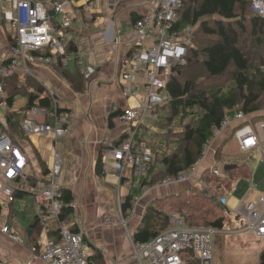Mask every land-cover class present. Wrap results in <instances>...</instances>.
<instances>
[{
    "label": "crops",
    "instance_id": "crops-1",
    "mask_svg": "<svg viewBox=\"0 0 264 264\" xmlns=\"http://www.w3.org/2000/svg\"><path fill=\"white\" fill-rule=\"evenodd\" d=\"M37 1L50 9V22L57 30L60 19L51 10L53 1ZM71 1L74 20L71 28L65 32L62 45L65 49L71 46L74 50L70 51L72 57L66 56L65 62L62 60L60 65L71 77L78 76V73L82 75L83 89L81 91L73 89L76 84L60 74L54 65L56 59H52L49 63L29 61L27 71L16 74L15 78L10 80L9 86L3 88L7 98V95L14 90L12 86L16 78L20 81L17 87L21 86V82L28 84V80L31 84L41 86L44 94L53 100L55 108L66 111L65 113L70 117L66 134L54 138L51 134L25 136L23 131L22 133L18 131L17 134H13L11 141L27 160L23 180L31 175L36 181L42 180L48 184L47 175L53 154L56 152L60 157L62 175L58 183L62 190L71 192V201L75 203L71 217L77 220L74 230L83 233L85 250L88 259L91 258V263H97L92 259L97 251L102 255L105 263L139 264L133 258L131 242L132 233L140 222L144 207L155 199L177 194L193 185L192 181L188 180L165 187H154L148 193L142 194L138 187L118 186V179L113 169L99 156L102 141L118 143L124 131L123 125L115 119L111 122L112 127H109V115L136 108L143 101L145 92L142 83L143 74H136L135 79L131 80L133 95L127 97L121 90L126 82L122 81L120 76L130 58L127 59L128 53L137 51V46L134 45V22L141 17H152L155 4L142 0H90L93 6L87 9L82 3L76 2L77 0ZM6 11H11L10 0H0L1 60L10 57L14 36L8 21L3 18V13ZM150 45L152 42L147 40L145 46ZM69 61L70 65L66 63ZM81 68L87 71L91 69V72H87V77L81 73ZM31 91L32 88L28 87V92ZM25 103V97L18 94L14 98L12 109L19 113L25 107ZM161 107L162 105L146 115L139 129V136L150 142L151 147L145 142L150 148L163 146L166 128L162 122L165 111ZM7 110L8 107L0 110L1 129L6 126L4 115ZM48 113L53 114L55 111ZM41 119L49 124L54 123L52 117L48 115ZM238 124L234 121L215 138L211 150L203 158L202 166L200 165L203 172L219 165L220 160H215L219 150H221V158L229 162L228 166L245 165L243 158L248 155L241 154L238 141L233 135ZM233 138L236 141L237 150L232 151L234 155L224 157L222 148ZM98 157L105 167V175L102 177L94 173ZM44 169L47 170L45 176ZM248 174L245 179L250 177V172ZM30 185L28 182L20 185L18 181L16 190L22 191L23 195L20 198H14V202L7 209L0 210V229L1 223L5 221L9 230L18 235L22 241L21 244L14 243L0 231V264H44L40 260L39 246L42 228L35 218L37 215ZM230 193L226 196L227 212L231 209L228 203ZM128 196H131L130 204L136 203V211L135 215L124 224L121 220V205ZM230 220H225L224 224L227 227L231 225ZM50 222L52 236L55 225L52 221ZM246 234L251 239L257 240L252 234ZM218 242L219 239L215 244ZM263 248L264 245L258 248V255ZM30 249H32L31 252Z\"/></svg>",
    "mask_w": 264,
    "mask_h": 264
},
{
    "label": "built area",
    "instance_id": "built-area-1",
    "mask_svg": "<svg viewBox=\"0 0 264 264\" xmlns=\"http://www.w3.org/2000/svg\"><path fill=\"white\" fill-rule=\"evenodd\" d=\"M52 1L51 10L60 19L57 30L50 22V9L37 0H10L11 11L3 13V18L8 21L14 36L10 57L4 60L0 59V110L8 107L2 81L27 71L29 61L49 63L52 59L62 57L65 53L62 39L74 20L73 2L71 0ZM142 1L153 2L155 4L154 13L152 17H141L134 22V45L137 46V51L132 53L124 65L120 78L126 82L121 90L127 97L133 95L131 80L135 79L136 74H143L144 98L138 107L127 109L120 116L114 118L123 125L124 131L117 144L102 141L99 153L102 161L108 163L113 169L114 175L118 179V186L127 188L135 186L140 189L142 194H146L154 187H165L188 180H191L193 184L198 163L211 150L213 141L220 132L234 121L239 123L233 131V135L238 141L241 154L249 155L248 160H252L253 155L257 154L260 157L259 161L264 165V120L254 122L250 114L247 115L238 110L232 118H225L220 127L212 131V137L203 147L196 165L176 176L161 179L152 187L139 186V181L147 177L153 159L151 148L143 140H137L139 129L146 115L168 101L166 82L173 75L174 70L185 63L189 35L194 30L191 27H186L180 32L172 30L178 21L181 0ZM76 2L82 3L87 9L93 6L89 0H77ZM251 9L256 16L264 18V0H252ZM147 40H150L152 45L145 46ZM45 48H49L51 57L42 58L31 55V52ZM80 71L87 77V72H91V69L87 71V69L81 68ZM47 115L52 117L54 123L49 124L41 119ZM69 120L70 117L66 113L49 114L44 109L35 107L26 113L21 128L25 136L51 134L54 138H59L66 134ZM228 164L227 160L221 158L219 161V165L222 166L221 170H217L215 167L208 168V170L211 175L220 178L227 173L224 168ZM26 166V158L13 145L9 137L2 132L0 124L1 210L2 208L7 209L14 202L17 181L20 185L24 184L22 176ZM60 171L61 159L55 152L47 175L48 184L38 180L30 189L37 222L42 228L39 241L40 260L44 264H93L88 260L83 233L74 230L77 225L76 218H60L64 206L61 198L62 189L58 183ZM194 186L206 189V184L201 183L200 180L198 185ZM226 203V197L219 199L221 206H226ZM69 206L74 209V201H71ZM135 211L136 203L134 202L131 203L127 212L121 215L122 222L125 224V221L131 219L135 215ZM169 216L171 226L168 230L144 244L131 242L133 258L139 264L143 262L148 264H185L183 255L188 251L194 254L198 264H214L213 251L217 235H236L246 232L258 240H264V195L253 200H247L245 197L238 200L225 216V220L226 217L231 219V225L227 227L224 224L221 230L188 227L178 215L170 214ZM50 221L55 225L52 236L49 227ZM0 231L14 243H22L20 237L9 230L5 221L1 223ZM31 251L32 249H30Z\"/></svg>",
    "mask_w": 264,
    "mask_h": 264
},
{
    "label": "trees",
    "instance_id": "trees-1",
    "mask_svg": "<svg viewBox=\"0 0 264 264\" xmlns=\"http://www.w3.org/2000/svg\"><path fill=\"white\" fill-rule=\"evenodd\" d=\"M181 3L178 21L172 30L180 32L186 27L193 28L192 45L187 48L185 63L178 66L166 82L168 101L161 107L165 111L162 122L166 128L163 146L151 148L153 159L147 177L139 181V186L152 187L161 179L176 176L196 165L203 147L212 137V131L219 128L225 118H232L238 110L247 115L254 114L264 99V18L254 13L246 15L249 0H181ZM73 50L71 46L68 49L64 47V55L58 57L54 65L63 77L73 80L76 84L73 89L81 91L84 85L82 75L78 73V76L71 77L60 65ZM132 53H128L127 59ZM31 55L51 57L49 48L31 52ZM13 78L2 81L3 88H7ZM220 78H227L229 86H210L205 82ZM27 83L21 82V86L17 87L20 81L16 78L12 86L16 91H11L6 98V126L1 130L10 140L18 131L22 133V121L32 108L39 107L57 114L66 112L55 108L53 100L44 94L41 86ZM28 87L32 88L31 92H28ZM18 94L25 97L26 103L16 113L12 106ZM121 114L116 112L109 115V127H112V120ZM190 116H195V119L184 124V120ZM175 120L177 125H174ZM137 140H144L148 145L150 143L142 136H138ZM221 157L219 150L215 160ZM94 173L98 177L105 175V167L99 157ZM248 173L247 167L242 164H234L220 178L205 170L199 178L201 183L206 184L205 190L191 186L177 194L151 201L143 209L140 222L132 233V242L144 244L168 230L171 226L170 214L178 215L188 227L221 230L227 209L219 204V199L224 197L223 193L231 192L234 177L247 178ZM46 174L47 170L44 169L43 175ZM24 182L31 184L32 188L36 180L28 175ZM61 192L64 206L60 218L63 219L73 214L69 206L72 195L66 189ZM22 195V191L15 190L14 198ZM130 201L131 196L126 197L121 205L122 214L131 207ZM220 236L217 235L215 242ZM183 256L185 264H198L191 251ZM92 259L96 260V264H105L100 252L96 251ZM88 260L90 262L91 258ZM258 264H264V248L259 252Z\"/></svg>",
    "mask_w": 264,
    "mask_h": 264
},
{
    "label": "rangeland",
    "instance_id": "rangeland-1",
    "mask_svg": "<svg viewBox=\"0 0 264 264\" xmlns=\"http://www.w3.org/2000/svg\"><path fill=\"white\" fill-rule=\"evenodd\" d=\"M252 9H251V0H249V5L247 7V13L246 15L251 16L252 15ZM193 33V32H192ZM191 33V34H192ZM189 35L188 40V46L190 47L192 45V35ZM68 65L71 64V62H66ZM31 82V81H27ZM205 82H208L210 86H221V87H227L229 86V82L227 78H220L217 80L209 81L205 80ZM144 83V79L143 82ZM260 109L255 112L254 114H250L253 117V121L255 119H264V99L260 101ZM162 116V115H161ZM195 119V116H190L184 120V124L189 123ZM255 122H257L255 120ZM177 120L174 121V125H177ZM237 150L236 141L233 138L230 143H228L226 146L222 148V152L224 157H230L234 154H232V151ZM237 154V152L235 153ZM249 155L244 157V164L248 169V172H250V179L245 178H237L234 177V184H233V190L230 193L229 197V207L233 208L235 206V202L246 198L247 200H253L258 196L264 195V165L259 161L260 157L257 154L253 155L252 160H248ZM221 159V158H220ZM219 159V160H220ZM203 160V159H202ZM200 161L196 167V173L193 177V187L195 184L198 185L200 174L203 172V168H201V164L203 161ZM253 164V165H252ZM201 165V166H200ZM215 168L217 170H221V165H215ZM62 169V168H61ZM109 173V171L107 170ZM62 175V171H60V174L58 176V182ZM192 179V178H191ZM249 182V184H248ZM191 187V186H189ZM249 188H251L249 190ZM229 193H223V196H228ZM236 200V201H235ZM27 218V217H23ZM28 219V218H27ZM226 219H228L226 217ZM264 245V240L259 241L253 240L248 236L246 233L242 234H236V235H222L219 238V242L215 244L213 255H214V264H258V248H261V246Z\"/></svg>",
    "mask_w": 264,
    "mask_h": 264
},
{
    "label": "water",
    "instance_id": "water-1",
    "mask_svg": "<svg viewBox=\"0 0 264 264\" xmlns=\"http://www.w3.org/2000/svg\"><path fill=\"white\" fill-rule=\"evenodd\" d=\"M232 168H233V166H226V167L224 168V171L228 172V170H230V169H232Z\"/></svg>",
    "mask_w": 264,
    "mask_h": 264
}]
</instances>
